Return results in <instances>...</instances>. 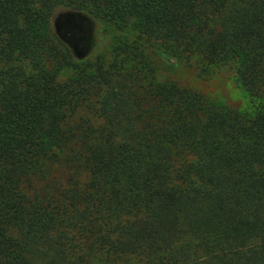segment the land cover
I'll list each match as a JSON object with an SVG mask.
<instances>
[{"label":"trees","instance_id":"1","mask_svg":"<svg viewBox=\"0 0 264 264\" xmlns=\"http://www.w3.org/2000/svg\"><path fill=\"white\" fill-rule=\"evenodd\" d=\"M78 18L227 70L252 109L156 82L137 46L89 61ZM97 260L264 264V0H0V264Z\"/></svg>","mask_w":264,"mask_h":264},{"label":"rangeland","instance_id":"2","mask_svg":"<svg viewBox=\"0 0 264 264\" xmlns=\"http://www.w3.org/2000/svg\"><path fill=\"white\" fill-rule=\"evenodd\" d=\"M63 29L61 28L64 39L80 45L87 54L89 61H94L100 57L106 63H110L119 47L132 48L137 46L144 59L153 68L156 82H171L180 87L192 88L206 94L219 105H227L239 111L252 109L251 102L243 91L235 85L227 70L223 69L211 77H206V75L200 74L197 65L193 62L173 59L172 61L175 63L172 64L166 58L169 56L167 51L159 42L140 38L132 25L120 32L114 25L103 19L89 18L88 23L84 19L78 18L76 21L69 19ZM74 31L76 32L74 33ZM137 39H140L139 43ZM62 74L72 76L74 72L68 69L64 70ZM78 116L94 118L88 109L80 110ZM92 121L96 125L100 123L98 119H92ZM94 264L102 263L97 260Z\"/></svg>","mask_w":264,"mask_h":264}]
</instances>
